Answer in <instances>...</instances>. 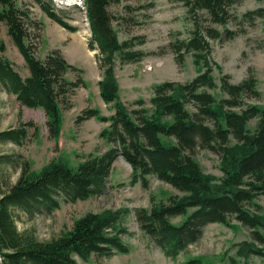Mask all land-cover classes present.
I'll list each match as a JSON object with an SVG mask.
<instances>
[{
  "label": "trees",
  "instance_id": "16d2710c",
  "mask_svg": "<svg viewBox=\"0 0 264 264\" xmlns=\"http://www.w3.org/2000/svg\"><path fill=\"white\" fill-rule=\"evenodd\" d=\"M34 1L48 18L70 32L76 30L55 13L50 0ZM176 1L185 7L192 29L187 38L170 44L175 62L180 64L186 54H191L194 64L203 70L185 83L165 80L155 84L147 108L141 98L127 106L118 93L115 60L138 61L144 55L133 50L132 40H118L108 6L120 0H84L91 33L88 48L98 49L96 57L102 70L97 83L99 96L112 104L114 112L105 116L87 106L76 116L75 123L90 118L108 122L99 137L110 146L100 154L81 156L75 166L64 158L51 159L39 171H31L28 160L19 155L16 180L5 185L0 180V264H80L74 256L85 261L91 254L128 252L122 238L129 234L122 225L128 208L87 212L66 233L46 241L18 231L13 216L14 209L30 216L49 214L61 202L104 194L118 157L130 166V185L139 182L147 188L148 176L153 175L180 193L158 202L150 197L149 207L133 210L139 229L165 256L176 258L200 238L209 223L233 227L236 221L250 229L249 239L233 244L235 255L243 262L228 257L227 264H251V256L260 257L264 264V234L260 231L264 229V215L254 202L264 196V107L246 102V98L260 95L256 79L248 73L239 83H230L229 76L222 74L219 88L226 97L216 99L208 91L216 87L212 68H219L211 59L212 42L246 33L247 26L264 16V7L238 16L233 10L244 0ZM153 5L154 0H147L139 8ZM31 14L29 7L18 6L15 0H0V22L6 25L28 69V75L21 76L1 54L5 47L0 42V88L14 95L21 106L42 109L49 135L58 137L62 109L71 108L70 97L78 87H85L83 70L67 62L59 49L50 50L43 59L35 55L30 30L37 29L39 22ZM232 22L234 27H228ZM67 72H75L76 78L67 79ZM253 118L257 121L250 130L247 123ZM31 124L23 122L19 127L0 131V143L21 145ZM199 148L218 155L220 176L201 170L194 159ZM11 162L10 155H0V164ZM178 216L183 220L173 223ZM181 264L202 262L193 258Z\"/></svg>",
  "mask_w": 264,
  "mask_h": 264
},
{
  "label": "rangeland",
  "instance_id": "374dc122",
  "mask_svg": "<svg viewBox=\"0 0 264 264\" xmlns=\"http://www.w3.org/2000/svg\"><path fill=\"white\" fill-rule=\"evenodd\" d=\"M41 1L49 2V0ZM15 2L18 6L29 7L32 17L39 22L37 29L30 30V33L34 34L31 40L35 43V55L43 59L50 50L59 49L67 62L83 69L81 77L86 80L88 86L78 87L70 97L71 108L62 109L63 127L58 137L49 135L42 109L21 106L14 95L0 88V131L19 127L23 122L32 123L27 126V138L21 145L10 142L0 143V155H10L12 159L9 164H0V180L3 185L16 180L19 174L17 166V162L20 161L19 155L28 160L31 171H39L55 157L64 158L74 166L81 156L102 152L107 147L98 134L100 128L106 126L107 122L84 120L75 123L76 116L83 108L101 101L97 94L96 75L102 78V70L96 57L98 49L88 48L91 33L84 0H50L55 13L66 23L76 27L73 32L48 18L34 0H15ZM146 2L147 0H120L119 3H111L108 11L114 17L112 25L117 32L118 40H132L133 50L144 53L138 61L121 63L119 59L115 60L114 74L119 96L127 106L137 98H141L146 101L145 106L149 108L148 101L155 84L165 80L185 83L203 68L194 64L191 54H186L182 63L175 62L170 44L176 39L187 38L192 29V23L181 2L154 0L153 7L139 8ZM257 7H264V0H244L235 6L233 11L239 16L244 11ZM228 27L233 28V22L229 23ZM0 42L5 47L1 54L23 75L24 67L26 68L25 63L22 62L23 57L7 34L3 22H0ZM211 59L219 66V68L213 66L211 73L216 87L208 89L216 99L226 97L219 88V78L222 74L229 76L230 83H239L251 73L256 79V88L260 95L257 98L248 97L246 102L264 107V16L257 18L252 26L246 27V33L239 34L234 39L223 42L213 41ZM76 75L75 72H68L66 77L74 80ZM89 90L91 95H88ZM102 107L103 112L109 114L106 107ZM256 121V118L249 120L247 126L250 130L254 129ZM194 159L204 173L221 175L217 154L199 148L195 151ZM130 173L129 164L118 157L113 162L108 178V189L104 194L86 200L61 202L59 208L49 214L30 216L14 209L13 216L18 231L27 232L37 240L46 241L66 233L73 222L87 212L128 208L129 213L122 221V225L129 231V234L122 236L129 247L128 252H114L110 256L91 254L85 261L74 256L80 264H181L193 258L200 259L202 264H227L228 257H235L243 262L241 257L235 255L233 244L249 239L250 229L236 221H233V227L209 223L203 227L200 238L188 245L176 258L165 256L139 229L133 210L137 207H149L150 197L158 202L165 201L170 195H180V193L153 175L148 176L147 188H142L139 182L130 185ZM254 202L261 206V213L264 215V196H259ZM183 218L175 217L172 222L177 224ZM260 231L264 234V229ZM248 262L263 264L258 256L249 257Z\"/></svg>",
  "mask_w": 264,
  "mask_h": 264
},
{
  "label": "crops",
  "instance_id": "0c3cea01",
  "mask_svg": "<svg viewBox=\"0 0 264 264\" xmlns=\"http://www.w3.org/2000/svg\"><path fill=\"white\" fill-rule=\"evenodd\" d=\"M22 62H24L23 61V59H22ZM25 63V62H24ZM23 63V64H24ZM77 67V66H76ZM79 68V67H78ZM83 70V69H82ZM24 72V74L23 75H21V76H23V77H25V76H27L28 75V69L27 68H25L24 67V70H23ZM84 72V71H83ZM83 72H82V74H83ZM68 73V72H67ZM66 73V74H67ZM66 74H65V77H66ZM98 74V73H97ZM67 78V77H66ZM83 78V77H82ZM96 80H97V83H98V81L101 79V77L99 76H97L96 75ZM84 79V78H83ZM84 82H85V86H88V84H87V82H86V80L84 79ZM91 91L89 90V92H88V95H91V93H90ZM97 94H99V90H98V85H97ZM121 99V98H120ZM90 106L91 107H94V108H97L99 111H100V113L102 114V115H105V116H110L113 112H114V110H113V107H112V104L111 103H105L102 99H101V101H96L94 104H90ZM102 106H105L106 107V111H109V114H105L104 112H103V110H102ZM107 107H108V109H107ZM85 121H98V120H96L95 118H90V119H87V120H85ZM100 122V121H99ZM62 125H61V131H60V133H62V127H63V115H62V123H61ZM108 126V122H107V125L106 126H104V127H101L100 128V130H99V133H100V131L103 129V128H105V127H107ZM98 133V134H99ZM101 140H103V142H105V144L107 145V147H106V149H104L102 152H104L105 150H107L108 148H109V146H110V144H108L104 139H101ZM102 152H96V154H100V153H102ZM94 153V152H93ZM56 158V157H55ZM78 163V162H77ZM77 163H75V165L77 164ZM74 164V163H73ZM74 165V166H75Z\"/></svg>",
  "mask_w": 264,
  "mask_h": 264
}]
</instances>
